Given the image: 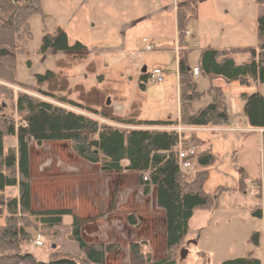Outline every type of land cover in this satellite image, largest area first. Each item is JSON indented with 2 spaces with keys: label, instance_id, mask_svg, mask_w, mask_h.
<instances>
[{
  "label": "rangeland",
  "instance_id": "1",
  "mask_svg": "<svg viewBox=\"0 0 264 264\" xmlns=\"http://www.w3.org/2000/svg\"><path fill=\"white\" fill-rule=\"evenodd\" d=\"M193 4L195 11L184 31V40L187 37L188 46L192 47L185 53L190 68L198 66L201 52L207 47L258 46L257 18L264 12V5L256 0H41V12L28 21L31 38L25 50L16 55L15 76L22 84L0 79V117L18 123L15 101L19 93H25L122 130L176 131L181 136L178 148L188 147L185 140L188 144H200V152L207 145L213 161L201 167L195 160V170L184 180L190 182L196 172L206 171L203 189L214 196V203L209 208L195 210L190 218L189 232L173 253L176 264H220L248 254L264 264V215L262 218L252 215L255 207L264 212L262 133L229 129L250 128L243 114L242 94L260 92L264 96V84L226 82L200 72L195 81L203 95L192 107L197 109L208 103V91L218 87L227 106L228 125L190 128L179 124L176 10L178 6ZM58 29L66 33L70 45L78 41L85 49L65 52L49 48L42 53L43 36ZM147 45L152 49L146 50ZM249 56V53L233 54L237 64L248 61ZM143 67L146 72L160 68L164 80L155 84L143 80ZM48 70L55 73V78L38 84L36 74ZM94 109L99 114L107 111L125 119L166 120L176 124L159 127L119 124L95 115L91 112ZM4 147L15 148L16 137L6 136ZM43 162L49 164L42 172L46 175L41 174ZM96 169H100L98 164L92 165L78 157L67 141L41 145L30 142L32 207L34 210L70 208L79 217L88 219L82 228L87 241L119 243L118 249L108 255L106 264H132L130 242L146 241L143 252H150L153 261L164 258L167 252L163 213L155 205L154 189L143 194L138 184L139 173L133 171L122 172L116 187L111 182L106 184L101 177L86 176ZM78 173L82 175L77 176ZM109 190L113 201L107 210V205L101 206V202ZM4 193L7 197H17L18 187L6 188ZM129 217L134 224L129 223ZM3 221L0 216V223ZM64 221L68 224L70 218ZM31 231V241L21 247V253L29 252L39 261H47L50 253L76 260L84 258L67 225L49 229L37 224ZM256 232L260 235L258 245L251 241ZM38 233L44 242L40 247L34 244ZM184 249L186 254L181 259Z\"/></svg>",
  "mask_w": 264,
  "mask_h": 264
},
{
  "label": "trees",
  "instance_id": "2",
  "mask_svg": "<svg viewBox=\"0 0 264 264\" xmlns=\"http://www.w3.org/2000/svg\"><path fill=\"white\" fill-rule=\"evenodd\" d=\"M256 2L264 5V0ZM194 11V4L189 7L178 6L176 10L179 44L178 122L190 128L225 127L228 125L229 115L218 87L213 86L208 91L210 101L207 104L197 109L192 107V103L200 100L203 95L197 90L195 78L185 60V53L189 48L184 40V31L188 18L193 16ZM40 12L41 0H0V79L11 84H22L15 76L16 55L25 50L26 43L31 38L28 22L30 17ZM256 28L259 40L257 47L203 49L198 62L200 72L206 76L223 78L226 82L238 81L248 85L254 81L264 84V13L258 16ZM49 48L65 52L85 49L78 41L70 45L66 33L59 29L43 36L40 51L43 53ZM235 53H249V60L237 64L233 58ZM35 78L38 84H42L52 81L55 73L48 70L44 74H36ZM141 78L146 81V72H142ZM242 100L248 126L263 129L264 142V96L260 92L244 93ZM67 103L77 106L72 101ZM15 109L19 117L18 123L6 116L0 117V216L4 219L0 223V264H106L108 255L119 247L117 242L87 241L83 237L82 228L88 219L79 217L70 208L34 210L32 207L30 142L41 145L50 141L69 142L78 157L91 164H98L103 171L139 173L138 184L143 194H148L153 188L155 205L163 213L167 255L153 261L150 252H143V247L147 246L146 241L130 242L128 251L131 262L176 264L173 253L189 232L190 218L195 210L209 208L214 203V196L203 189L206 171L202 169L196 172L190 182L182 177L176 154L181 136L176 131L156 128L122 130L111 123L100 122L88 115L25 93L17 95ZM94 110L91 112L99 114L97 109ZM99 115L106 121L133 126L159 127L176 124V121L166 120L125 119L107 111L100 112ZM6 136L16 137L15 148L5 149ZM184 143L185 146L200 145L188 144L186 140ZM213 159L209 150H205L199 153L196 161L201 167H206ZM144 172H148L147 180L143 179ZM242 178H245L244 175ZM13 187H18V196H5V189ZM252 215L261 218L262 209L255 207ZM66 217L70 218L68 224L64 221ZM128 220L131 224L135 223L132 217ZM37 224L49 229L67 225L71 239L84 258L76 260L50 253L47 261H39L29 252L21 253V247L31 241V230ZM259 236L257 232L253 234L251 241L254 245L259 244ZM220 264L262 262L249 254L224 260Z\"/></svg>",
  "mask_w": 264,
  "mask_h": 264
},
{
  "label": "built area",
  "instance_id": "3",
  "mask_svg": "<svg viewBox=\"0 0 264 264\" xmlns=\"http://www.w3.org/2000/svg\"><path fill=\"white\" fill-rule=\"evenodd\" d=\"M146 41V40H144ZM151 45L146 46V50H151ZM192 75L194 77L200 74L198 66L191 68ZM164 80V72L160 68H152L146 72V81L150 83H161ZM181 144V143H180ZM179 144V145H180ZM200 150L197 146L179 147L177 148L176 154L179 164V170L183 178L186 179L188 174L195 170V160L199 155ZM143 179H148V172L143 173ZM43 237L40 233L36 234L34 244L38 247L43 246Z\"/></svg>",
  "mask_w": 264,
  "mask_h": 264
},
{
  "label": "crops",
  "instance_id": "4",
  "mask_svg": "<svg viewBox=\"0 0 264 264\" xmlns=\"http://www.w3.org/2000/svg\"><path fill=\"white\" fill-rule=\"evenodd\" d=\"M264 13V12H263ZM263 13H261V14H263ZM185 42H186V44H187V48H192V47H189L188 46V44H190V42H189V40H187V37H185ZM200 75V74H199ZM198 75V76H199ZM197 77V76H196ZM195 78V77H194ZM205 104H207V103H205ZM120 115V114H119ZM121 117H123V115H120ZM223 128H226V127H223ZM229 129H233V130H244V131H246V130H258L259 132H263V129H255V128H244V127H229ZM202 147H206L205 148V150H209V148L207 147V145H204V146H202ZM43 165H44V167H43ZM93 165V164H92ZM72 166V165H71ZM49 167V164L47 165L45 162H43V164H42V171H41V174H44V175H46L45 173H42V172H44L47 168ZM67 167H69V166H67ZM66 167V168H67ZM73 168H74V170H76V167L73 165L72 166ZM100 169H96V170H94V171H89V173H88V175L86 174V176L88 177V178H90V179H92V178H95V179H97V178H99V177H101L102 179H104V181L106 182V184H107V182H111L115 187L119 184V181H120V176L122 175V172H111V171H99ZM67 173H68V171H67ZM69 173H73V171H70ZM77 176H81L82 175V173H78V174H76ZM100 179V178H99ZM46 180V178L43 180V181H45ZM119 180V181H118ZM101 183V182H100ZM102 184V183H101ZM92 188V187H91ZM101 195L103 196V194L101 193ZM102 200H105V201H102L101 202V206H106L107 205V210H109L110 209V205H111V202L113 201V198H112V193H110V190L107 192V194L105 195V197H104V199H102ZM32 205L34 206V204H33V187H32ZM75 211H77V210H75ZM79 212V211H78ZM81 213V212H80ZM108 215V213L105 215V216H107ZM263 215H264V212H263V209H262V217H263ZM261 217V218H262ZM82 233H83V230H82ZM249 255V254H248ZM245 257V256H244ZM235 258H237V257H235ZM255 258H257V257H255ZM231 259H233V258H231ZM257 259H259V258H257ZM260 261H261V259H259ZM262 262V261H261ZM262 264H263V262H262Z\"/></svg>",
  "mask_w": 264,
  "mask_h": 264
},
{
  "label": "water",
  "instance_id": "5",
  "mask_svg": "<svg viewBox=\"0 0 264 264\" xmlns=\"http://www.w3.org/2000/svg\"><path fill=\"white\" fill-rule=\"evenodd\" d=\"M141 71L142 72H145L146 71V68L143 67ZM107 104H109V100L107 101ZM54 246L55 245L53 244L52 247H54ZM185 254H186V250L185 249L184 250H181V254H180L181 259H183L185 257Z\"/></svg>",
  "mask_w": 264,
  "mask_h": 264
}]
</instances>
